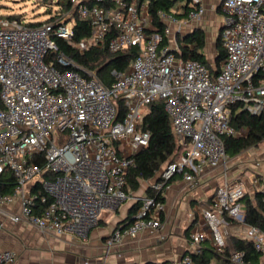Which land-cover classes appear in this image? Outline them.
Wrapping results in <instances>:
<instances>
[{
	"label": "built area",
	"instance_id": "2783aa9c",
	"mask_svg": "<svg viewBox=\"0 0 264 264\" xmlns=\"http://www.w3.org/2000/svg\"><path fill=\"white\" fill-rule=\"evenodd\" d=\"M70 2L56 20L39 25L0 15V175L9 170L17 181L13 192L0 193V211L12 222L27 220L41 231L85 240L105 212L130 198L128 172L150 139L143 117L149 104L162 100L178 149L153 177L136 218L108 237L109 249L162 228L165 203L158 196L172 177L181 174L194 187L206 169L221 168L224 179L201 208L203 228L191 234L192 251L210 237L223 252V230L251 240L264 264V231L244 222L246 182L228 177L239 154L231 157L223 139L247 133L232 124L234 105L254 115L264 112V0H222L226 57L217 72L182 56V24L204 13L203 0H189L183 19L176 10H159L161 30L149 0ZM77 19L87 21L92 33L75 42ZM52 33L81 51L108 44L111 53L137 47L139 54L127 70L113 69V81L105 85L94 72L72 68L73 59ZM252 184L264 190L258 177ZM16 200L20 213L4 208ZM15 259V251L0 250V264ZM231 259L246 264L243 252ZM151 264L195 263L186 253Z\"/></svg>",
	"mask_w": 264,
	"mask_h": 264
},
{
	"label": "crops",
	"instance_id": "0c3cea01",
	"mask_svg": "<svg viewBox=\"0 0 264 264\" xmlns=\"http://www.w3.org/2000/svg\"><path fill=\"white\" fill-rule=\"evenodd\" d=\"M189 0H179L176 11L183 12L180 18H185L188 11L181 5ZM204 13L196 19L184 21L179 35L190 34L195 29L202 30L206 35V44L212 40L214 32L220 37V27L223 25L222 0H203ZM189 10V9H188ZM205 52V51H204ZM207 57V56H206ZM208 64L216 69V65L207 58ZM213 68V69H214ZM236 167L228 172L230 179L242 178L246 171L243 169L236 174ZM245 170V171H244ZM255 171L244 180L249 191H259L252 184L254 177H258ZM245 176V175H244ZM224 174L221 168L206 169L194 187H190L183 175H177L165 189L164 219L162 228L158 231L146 230L136 237H127L123 243L108 247V237L130 214V210L139 200L150 193V180H142L145 183V192L139 195V189L130 190V198L123 202L116 210L107 211L100 220L98 226L91 230L85 240L75 239L70 235L56 236L41 231L27 220L12 222L7 215L0 211V250L10 249L16 252V259L8 264H104L108 258L112 264H151L177 259L186 253L196 252L202 245L192 251L191 234L203 228L201 208L209 201L223 181ZM258 179L262 182L264 179ZM140 184V186H141ZM4 208L13 213H20V201L5 204ZM139 210V209H138ZM210 237L207 239L209 240ZM213 243V242H212ZM214 244V243H213ZM45 249H49L45 254ZM55 249H62L60 257ZM121 256H118V254ZM216 264H226L222 260H213ZM213 263V262H212Z\"/></svg>",
	"mask_w": 264,
	"mask_h": 264
},
{
	"label": "trees",
	"instance_id": "16d2710c",
	"mask_svg": "<svg viewBox=\"0 0 264 264\" xmlns=\"http://www.w3.org/2000/svg\"><path fill=\"white\" fill-rule=\"evenodd\" d=\"M179 0H149V12L153 17V21L158 30L162 29L163 23L158 16V11L163 9L166 11L176 10L179 7ZM60 10L51 15L43 22H52L60 17L64 12L71 8L70 0H58ZM185 13L189 11L188 4H182ZM182 15L183 12H176ZM22 19L20 15H8ZM43 22H28L29 25H39ZM92 29L90 24L81 19H77L74 26V41H80L90 36ZM52 37L59 45L60 51L69 55L74 65L72 68L78 69L83 74L87 71L94 72L105 85H110L113 81L112 70H127L133 60L139 54L137 47H132L121 53H111L108 44L102 47H93L86 51H81L74 43L52 33ZM182 42V56L199 60L208 64L206 53V35L200 29H195L190 34H185L180 37ZM218 56L216 69L208 64L212 71L217 72L221 62L226 57V51L222 46L221 37L218 38ZM54 56H51V58ZM62 68L61 65H58ZM214 68V69H213ZM120 114L118 119L124 115V107L122 102H119ZM232 124L236 128H246L247 133L241 136H224L226 150L231 157H234L244 150L260 145L264 141V112L259 115L251 114L243 109L241 105H234L231 115ZM142 129L150 131V139L144 148L135 155V164L128 172V191H136L140 188L142 180L152 179L157 171L166 162L170 161L171 157L178 149L176 136L172 128V121L165 109L162 100L155 101L148 106V111L143 117ZM181 175V174H180ZM176 176L172 177L168 183H171ZM264 183V180H263ZM17 184L14 174L6 170L0 175V193H11L14 191ZM158 199L165 203L164 195H159ZM143 201L139 200L132 206L130 214L123 222V226L132 222L136 216L138 209ZM245 217L244 222L247 225H256L264 231V190L256 191L254 196L247 194L243 198ZM161 221L164 219V211L160 212ZM120 227V226H119ZM231 243L226 244L223 252H219L216 246L210 240H204L201 247L191 253L195 264H212L213 260H222L226 264H235L232 262L233 252H243L246 264H259L261 254L256 250L251 240L242 239L237 236H231Z\"/></svg>",
	"mask_w": 264,
	"mask_h": 264
},
{
	"label": "rangeland",
	"instance_id": "374dc122",
	"mask_svg": "<svg viewBox=\"0 0 264 264\" xmlns=\"http://www.w3.org/2000/svg\"><path fill=\"white\" fill-rule=\"evenodd\" d=\"M58 0H0V15L8 16V15H20L27 22H43L47 20L51 15L55 14L60 10V6L58 5ZM217 35V31L214 32V36ZM212 36V40L207 42L205 47V53L207 58L211 63L217 64V56H218V39ZM215 64V65H216ZM59 137H63L61 133H58ZM259 162L260 164L255 167V163ZM231 168H237L235 173L240 174V171L245 169L243 180L246 179V176H250L254 171L259 178L264 179V141L256 146L244 150L238 157L232 160ZM261 186L264 187L263 181L261 182ZM145 183L141 184L139 188V195L144 194ZM132 192V191H131ZM256 193V189H252L250 196H254ZM223 232V236L226 240V244L231 243V236L226 231ZM210 242L212 239L209 238ZM203 244V243H202ZM57 251V255L60 257L62 249H55ZM49 249H45V254H48ZM104 264H112L111 261L106 258ZM116 264V263H115ZM212 264H216L213 261Z\"/></svg>",
	"mask_w": 264,
	"mask_h": 264
},
{
	"label": "water",
	"instance_id": "95a60500",
	"mask_svg": "<svg viewBox=\"0 0 264 264\" xmlns=\"http://www.w3.org/2000/svg\"><path fill=\"white\" fill-rule=\"evenodd\" d=\"M224 27H225L224 25H221L220 31H222ZM135 218H136V216L133 219H135Z\"/></svg>",
	"mask_w": 264,
	"mask_h": 264
}]
</instances>
